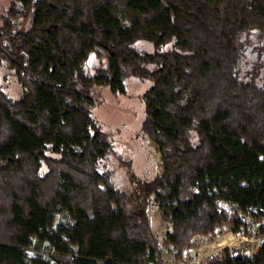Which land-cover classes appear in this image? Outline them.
<instances>
[{
  "label": "trees",
  "instance_id": "trees-1",
  "mask_svg": "<svg viewBox=\"0 0 264 264\" xmlns=\"http://www.w3.org/2000/svg\"><path fill=\"white\" fill-rule=\"evenodd\" d=\"M252 33L259 59L244 68ZM94 49L107 62L89 75ZM263 51L264 0H11L0 77L22 93L0 82V264H168L199 235L240 229L237 211L264 230ZM129 76L151 80L142 131L160 162L131 191L109 165L114 155L128 171L131 159L92 114L97 87L125 93ZM47 242L46 256L28 253ZM206 264H264V241Z\"/></svg>",
  "mask_w": 264,
  "mask_h": 264
},
{
  "label": "rangeland",
  "instance_id": "rangeland-1",
  "mask_svg": "<svg viewBox=\"0 0 264 264\" xmlns=\"http://www.w3.org/2000/svg\"><path fill=\"white\" fill-rule=\"evenodd\" d=\"M11 0H0V15ZM19 21V20H18ZM17 21V30L26 29L29 25L27 17L21 18V23ZM255 34L251 35V44L247 54L244 56L241 66L246 68L258 60V45ZM264 61V51L262 58ZM107 58L105 54H100L96 50H91L85 59V71L89 75H94L97 69L106 65ZM264 73V68L262 69ZM259 77L258 81H263ZM3 88L14 98L22 93L20 83L12 75L0 77ZM8 84V85H7ZM126 92L113 94L108 84L97 88L101 90V99L92 111L93 116L101 129L111 133L114 144V150L120 153L124 158L131 159V166L120 164L118 158L111 155L109 165L115 169L113 174L114 183L131 191L134 185L140 186L143 182L150 180L160 171L159 153L157 144L142 131V123L145 117V105L143 93L151 86V80L141 79L136 76L125 78ZM126 160V159H124ZM221 204L226 208H234V204L221 200ZM150 219L153 228L161 237L166 230V225L162 221L158 210L154 205L148 207ZM241 220V228L233 229L228 224L221 226L214 234L208 236H197L193 245L186 250L185 257L181 261H174L171 257L167 258L168 264H200V261H206L214 254H219L224 248L228 247L232 251H242L252 253L256 250L259 243L264 241V230L260 228V223L253 220L250 215L236 214ZM59 222L58 217H54V227ZM49 252V244L42 250H35L34 247L28 249L30 255L41 254L46 256Z\"/></svg>",
  "mask_w": 264,
  "mask_h": 264
},
{
  "label": "built area",
  "instance_id": "built-area-1",
  "mask_svg": "<svg viewBox=\"0 0 264 264\" xmlns=\"http://www.w3.org/2000/svg\"><path fill=\"white\" fill-rule=\"evenodd\" d=\"M239 214H241V212H239ZM200 264H206V261H200Z\"/></svg>",
  "mask_w": 264,
  "mask_h": 264
}]
</instances>
